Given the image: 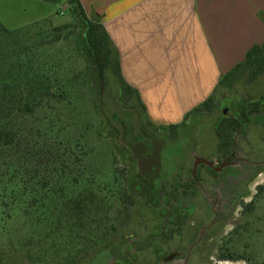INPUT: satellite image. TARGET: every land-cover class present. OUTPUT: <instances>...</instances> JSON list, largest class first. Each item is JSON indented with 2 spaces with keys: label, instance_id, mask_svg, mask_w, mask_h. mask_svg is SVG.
<instances>
[{
  "label": "rangeland",
  "instance_id": "374dc122",
  "mask_svg": "<svg viewBox=\"0 0 264 264\" xmlns=\"http://www.w3.org/2000/svg\"><path fill=\"white\" fill-rule=\"evenodd\" d=\"M50 1L55 2L0 0L5 27L32 26L27 44L40 64L48 65L47 84L64 98L51 116L61 118V127L41 121V112L25 117L17 145L1 153L0 264H116L118 256L128 264L129 254L149 260L158 253L154 248L168 254L171 246L180 251L173 264H264V110L242 131L234 167L218 175L202 168L198 185L183 189L182 230L163 235L154 246L146 239L153 231L161 235L175 216L177 201L168 196L172 184L179 178L189 182L196 160L222 162L215 124L225 100L235 97L232 112L259 100L264 75L252 82L250 68H241L229 90L217 93L212 110L193 114L175 134L145 121L165 140L160 206L153 209L131 189L137 163L128 145L148 141L138 114L130 102L120 101L116 77L107 72L103 81L97 78L83 24L67 0ZM89 192L98 207L83 229L57 230L65 222L57 224L61 214L54 203L59 207L61 198Z\"/></svg>",
  "mask_w": 264,
  "mask_h": 264
},
{
  "label": "crops",
  "instance_id": "0c3cea01",
  "mask_svg": "<svg viewBox=\"0 0 264 264\" xmlns=\"http://www.w3.org/2000/svg\"><path fill=\"white\" fill-rule=\"evenodd\" d=\"M80 2L89 18H100L123 79L156 126L187 124L196 108L229 90L234 78H225L264 44V0Z\"/></svg>",
  "mask_w": 264,
  "mask_h": 264
},
{
  "label": "trees",
  "instance_id": "16d2710c",
  "mask_svg": "<svg viewBox=\"0 0 264 264\" xmlns=\"http://www.w3.org/2000/svg\"><path fill=\"white\" fill-rule=\"evenodd\" d=\"M67 2L83 24V40L95 64L97 78L103 81L107 72L116 77L120 101L124 105H127V101L130 102V107L138 114L142 132L152 144L149 147L148 141H137L128 145L132 159L137 163L138 180L132 183L131 189L136 196L143 198L148 206L159 207L157 182L161 177L162 150L165 140L157 133L150 131L145 121L156 130L173 134L181 126H156L148 120L138 92L122 77L117 54L100 18L98 16L89 18L80 0H67ZM31 32L30 25L8 29L0 22V156L3 150L17 145L18 135L24 128L25 117L41 112L43 115L41 121L42 119L46 122L51 120L55 125L62 126L60 117L52 118L51 116L62 103L63 92L56 94L53 92L55 87L50 83L47 84L49 74L45 72V67L47 68L48 65L40 64L37 54L32 53V47L27 44ZM245 66L250 68L249 79L252 82L264 75V44L252 48L245 62L238 65L225 80L230 76L235 79L236 73ZM57 89L61 91L62 88ZM53 97L57 100H53ZM214 102L212 97L209 98L191 115L211 111ZM263 105L264 102L251 101L241 111L227 114L216 121L215 132L222 158H227L231 154L236 142L235 134L252 121L254 113L259 112ZM194 183L195 181L192 180L191 186ZM44 185L43 189H47L49 183L45 182ZM61 190L64 191L63 187ZM42 199L46 201L49 198ZM95 199L94 192H89L85 196L80 195L76 198H61L62 204L59 207L54 203L58 214H61L60 220L56 221L57 224L65 222V228L58 227L57 230L68 229L69 232H75L76 229H83L86 221L93 214L94 208L98 207ZM49 202L52 206V201ZM60 231L57 233L60 234Z\"/></svg>",
  "mask_w": 264,
  "mask_h": 264
},
{
  "label": "flooded vegetation",
  "instance_id": "af4514ba",
  "mask_svg": "<svg viewBox=\"0 0 264 264\" xmlns=\"http://www.w3.org/2000/svg\"><path fill=\"white\" fill-rule=\"evenodd\" d=\"M235 100V97L233 98H227L225 100V103H223V107H224V112L223 114L221 115L222 116H225L227 114H234V113H237V112H232L229 110L230 108V105L231 103ZM251 101H259V102H264V96H262L259 100H249L248 102H246L241 110L247 106V104ZM240 110V111H241ZM264 110V105L263 107L260 109L259 112L257 113H254L253 117L257 114H260L262 111ZM253 117H252V121L249 123V124H246L241 130L245 129L246 127H249L252 122H253ZM239 133V132H238ZM236 133V134H238ZM236 134H235V140H236ZM236 148H237V145H236V142H235V145L232 149V152L231 154L227 157V158H222L221 157V154L218 151L219 153V156L218 158H220V160H222V162L219 164V166H215L212 161H207L205 159H200V160H203V161H200L197 165H196V162L198 160L195 161L194 163V168H193V176L192 178L190 179L189 182H187L185 184V182H183L180 178L178 180L175 181L174 184H172L171 186V191L170 193L168 194V196L172 197V199H174L175 201H177L176 203V207L174 208V211H175V216L171 219V228H170V225L169 223H166L168 224L169 226H166L163 230H162V233L160 235V232H157V231H153V233L151 234V237L149 238H146L148 241V243H150V245H152L157 239L159 238H162V236H166L167 238L170 236L169 233H173V231H175L176 233L180 232L182 230V226H183V211H181V208H179V201L181 200V196L183 194V189H188L190 190L191 188H194L196 187V185H198V183L200 182V175H201V169L202 168H205L209 173L213 174V175H218V173L220 174L222 171H225V170H228L230 169L231 167H234L232 165H235L234 161H235V152H236ZM192 180L195 181L194 185H192ZM158 183V182H157ZM158 195H160V190H159V193ZM167 198V196H166ZM151 208H155V207H152L150 206ZM159 208V207H156V209ZM159 213L161 215H163V212L161 210H159ZM158 233V234H157ZM134 237L132 239V241H134ZM136 240V239H135ZM131 241V242H132ZM154 246V245H152ZM171 252L168 253V254H162L161 253V250H159L158 248H154L155 250H158V253L155 254V255H152L153 256V259H149L147 260L146 258L143 259L142 256H135V255H127L126 257H124L127 261H128V264H147V262L149 261L150 264H173L174 262H176V260H178L179 256H180V251L178 250V246H171ZM120 256H118L115 260V263L116 264H124L125 263V260H122L119 258ZM189 257V256H188ZM187 257V258H188ZM112 258L114 259L115 257L112 256ZM191 258V257H189Z\"/></svg>",
  "mask_w": 264,
  "mask_h": 264
},
{
  "label": "water",
  "instance_id": "95a60500",
  "mask_svg": "<svg viewBox=\"0 0 264 264\" xmlns=\"http://www.w3.org/2000/svg\"><path fill=\"white\" fill-rule=\"evenodd\" d=\"M200 161H203V160H198V161L196 162V165H197ZM203 162H205V161H203Z\"/></svg>",
  "mask_w": 264,
  "mask_h": 264
}]
</instances>
